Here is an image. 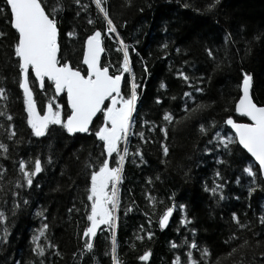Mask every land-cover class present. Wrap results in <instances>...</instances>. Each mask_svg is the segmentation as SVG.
I'll return each instance as SVG.
<instances>
[{
    "label": "trees",
    "instance_id": "16d2710c",
    "mask_svg": "<svg viewBox=\"0 0 264 264\" xmlns=\"http://www.w3.org/2000/svg\"><path fill=\"white\" fill-rule=\"evenodd\" d=\"M83 2L90 3V0ZM208 2L131 0V5L126 6V0H107L119 36L129 46L130 67L140 85L137 108L133 113L139 123L134 129L144 132L145 138L151 141L145 143L135 135L130 136L129 155L117 185L119 207L115 239L120 264H172L176 256L185 260V247L171 248V243L180 244L183 239L195 240L201 249L207 247L212 264H261L264 261L261 256L264 226L259 222L264 216V187H257L249 194L251 177L242 172L246 165H252L254 171L258 169L257 165L238 146H233L232 152L222 153L213 147L215 142L209 144V137L199 132L200 124L207 127L209 121H214L217 131L233 134L223 124L228 115L236 121H248L235 113L233 103L239 98L242 72L252 77L254 102L264 105V39H253L264 36V0H220L211 12L205 9ZM184 3L190 7H182ZM64 5L59 20V57L67 59L73 67L83 68V40L93 30L103 29V21L95 5H90L89 12L81 13L79 18L75 16L71 0H64ZM195 8L200 11H194ZM89 18L94 20L93 25L87 23ZM69 31H74L75 35L67 36ZM0 32L6 34L0 37V86L5 87L8 94L7 101L0 102V110L6 107L7 114L13 117L12 131L15 132L14 138L9 140V121L0 117V124L4 125L0 127V143L8 146V159L0 157V164L7 169L4 180L0 181V210L5 211L7 217L5 224L0 225V235L4 227L8 229L7 242L0 243V264L17 261L40 264L41 260L44 264H111L112 237L103 225L101 229L104 230L98 229L93 237L94 250L80 255L83 229L88 225L85 213L90 211L87 201L90 170H86L84 162L89 158L95 161L101 155V142L94 136L95 126L101 121L94 119L91 133L68 136L59 126H50L45 136H32L26 124L23 91L18 87L15 57L12 56L15 33L2 16ZM226 33L231 34L227 42ZM102 42L105 51L101 64H110L115 71L122 60V53L117 51L119 44L114 35L110 38L103 32ZM165 44L166 49L161 47ZM206 48L213 52L215 59L207 56ZM178 70L193 78V85L203 91L197 93L186 85L176 75ZM33 79L30 77L29 85L34 90L33 99L38 111L50 100L67 110L64 93L55 96L46 79L41 90ZM127 79L129 74L125 73L123 82ZM201 79L202 82L197 84ZM161 83L164 88L160 87ZM184 92H192L194 99L184 97ZM157 96L162 100L160 105L154 103ZM185 103L192 108L198 103L207 108L190 113V118L183 122L167 125L165 140L164 134L158 131L162 126L163 111L168 110L182 118ZM143 121L150 124L140 127ZM150 126L152 131L148 132ZM161 140L169 149L166 156L160 146ZM137 147L142 150L143 163L139 157L133 162L132 152ZM37 155L42 161L50 157L52 163L45 165L44 171L34 178L33 187L17 188L18 163L14 164V161L34 159ZM108 158L110 167L116 166V154ZM36 183L40 187H35ZM221 184L223 187L215 196L205 190ZM12 191L19 195L13 197ZM219 193L224 199L219 198ZM149 197L154 198L152 203H149ZM13 200L19 207L14 208ZM181 204L184 205L183 212L179 208ZM168 206H173V213L161 228L159 214ZM129 207L131 211L127 210ZM69 209L73 210L69 212ZM233 212L248 227L237 228L231 220ZM182 218L191 223L182 225ZM43 224L48 227L40 235ZM141 226L153 233L150 239L145 231H141ZM192 228L196 229L195 235L190 231ZM232 233L237 239L226 244ZM254 233L258 235L254 236ZM34 235L39 237L35 243ZM137 236L144 238L136 239ZM245 240L248 244L240 247ZM256 240L260 241L259 246ZM37 246L44 249L43 256L32 251ZM232 248H236V252L228 255ZM146 250L150 251L149 259L140 261L138 257ZM193 257L200 260V251L193 250Z\"/></svg>",
    "mask_w": 264,
    "mask_h": 264
},
{
    "label": "snow or ice",
    "instance_id": "6c2138e0",
    "mask_svg": "<svg viewBox=\"0 0 264 264\" xmlns=\"http://www.w3.org/2000/svg\"><path fill=\"white\" fill-rule=\"evenodd\" d=\"M72 6L75 8V16L79 18L81 13H88L90 5H95L98 15L102 18L103 29H95L91 34L87 35L83 43V68L73 67L67 59H62L58 56L60 52V13L64 11V0H0V16L10 25L14 30V43L11 45L12 56L15 57L14 68L17 70L18 87L23 91L24 111L27 114L26 124L31 130V135L34 137H43L50 131V126H59V128L68 136H73L77 133H91L93 128L94 118L100 120L98 126H95L94 136L97 141L101 142V155L95 161L91 158L84 162L86 170H90L89 180L90 185L87 188V201L90 203V211H86V219L88 221L87 227L83 229V246L80 255L90 253L94 250L93 237L96 236L97 230L101 229V225L105 226L110 231L112 237L111 243V264H120L116 253L117 241L115 239V230L117 227L118 217L116 215L119 207V197L117 185L121 180L122 166L126 157L129 155V138L130 136H137L141 141L151 142L145 138L144 132H138L134 129V125L139 122L133 116L137 108V101L139 98L140 85L136 82L132 69L130 67L129 46L125 44L120 38L117 25L111 18L107 0H90V3H84L83 0H71ZM220 0H209L205 5V9L209 12L213 11L219 4ZM131 5V0H126V6ZM182 7H190L188 3L181 5ZM194 11L199 12V8ZM89 25L95 22L93 19H87ZM102 32L105 36L113 37L118 42V52L122 53V60H120L115 71L112 70L110 64H101V53L105 51L102 42ZM4 32H0V37L5 36ZM71 37L75 35L74 31H69L66 34ZM231 38L230 33L225 34V41ZM255 40L264 39V36H255ZM162 48H167V45H161ZM135 51V49H132ZM179 52V49H177ZM209 58L215 59L213 52L210 49H205ZM142 62V61H141ZM218 66V65H217ZM147 72V67H144ZM125 73L129 74V79L122 84V77ZM176 75L181 78L186 85L192 87L197 93L202 92L201 87L195 86L192 79L184 71H177ZM30 77L34 78L33 83L38 85L41 90L45 86V78L50 82V87L54 88V95L59 96L61 93L66 94L67 110L62 108L59 103H53L51 100L44 105L40 110H37L36 103L33 99L34 90L29 85ZM201 80L197 81L201 83ZM252 77L248 73L242 72V79L239 84V98L234 100L235 113L247 117L250 123H239L233 119L232 115H228L224 119L223 124L231 129L233 134H222L217 131V124L214 121H209L208 126L205 124L199 125V132L201 135L209 137L208 143L213 144L215 149H220L222 153H229L234 151L233 146H238L244 150L250 157L258 164V169L253 170L252 165H246L242 168V172L251 177L250 187L248 188L251 194L255 188L264 187V105H258L254 102L251 95ZM164 88L163 83L160 84ZM184 97L194 99L192 92H184ZM8 94L5 87L0 86V102L7 101ZM175 99V97H172ZM154 103L160 105L162 100L157 96ZM207 105L196 104L195 108L190 107L185 103L182 111L185 116L176 117L172 112L165 110L162 114V126L158 127V131L164 134V139H167V125L174 121L177 123L183 122L190 118V113L197 111H204ZM225 111H228L226 108ZM0 117H5L8 123V139L12 140L15 132L12 131L14 125L12 123L13 117L7 114V109L4 107L0 110ZM149 121H143L139 126L144 127L149 125ZM0 127L4 125L0 124ZM148 132L152 131V127H148ZM19 142V141H18ZM121 145L123 148L121 149ZM160 146L164 155L168 154V147L164 141L161 140ZM213 149H206L212 151ZM8 146L0 143V157L8 159ZM113 153L116 154V166L110 167L108 157ZM133 162L135 157H139L141 163L144 162L142 150L137 147L132 152ZM163 163V161H161ZM222 163V161H218ZM19 178L15 181L17 188H31L34 185V178L44 171L45 165L52 163L49 157L46 161H42L41 157L37 155L34 159L28 160L20 159L18 162ZM7 169L0 164V181H3ZM219 176V172L216 173ZM158 178V177H157ZM151 183V180L148 181ZM111 187V193L108 189ZM35 187H40L39 183ZM223 185H216L212 189H205L210 191L214 196L218 194V190ZM2 190V189H0ZM11 195L17 197L18 192L12 191ZM219 198L224 199L223 194L219 193ZM154 198L149 197V203H152ZM27 203V201H24ZM133 203H135L133 201ZM13 205L19 207L13 200ZM75 205H73V208ZM183 212L184 205H179ZM73 209H69L71 212ZM131 211V207L127 209ZM173 213V206H168L159 214L158 223L161 228H164L169 221V217ZM14 214V212H13ZM41 213H37L40 215ZM7 217L5 211L0 210V225H4ZM231 220L236 224L237 228L244 229L248 225L241 223L237 214H231ZM260 224L264 226V216L260 218ZM180 223L187 226L191 223L190 220L182 218ZM151 225V220H149ZM48 225L43 224L40 235L44 234V230ZM141 231H145V235L150 239L153 233L145 230L141 226ZM190 231L195 235L196 229L192 228ZM258 235L254 233V236ZM8 237L7 227L3 228V234L0 235V243H6ZM39 237L33 236V243ZM144 237L137 236L136 239H143ZM237 239L235 233H232L228 240ZM248 244L245 240L240 247ZM260 241L256 240V245L259 246ZM187 249L184 253L185 260L181 256H176L172 264H212L210 261V251L207 247H201L195 240L189 241L187 239L181 240L180 244L171 243V248L178 249L181 247ZM53 248L56 245H52ZM134 247V245H133ZM193 250L200 251V260L193 257ZM236 248H232L228 255L236 252ZM37 256L44 255V249L37 246L32 249ZM108 253L106 252L105 255ZM59 255V253H57ZM75 255V254H74ZM150 256V251H144L138 259L140 261H147ZM264 257V252L261 253ZM95 259V257H93ZM15 264H20L19 261ZM27 264H35L34 261L27 262ZM40 264H44L41 260ZM264 264V261L261 262Z\"/></svg>",
    "mask_w": 264,
    "mask_h": 264
},
{
    "label": "water",
    "instance_id": "95a60500",
    "mask_svg": "<svg viewBox=\"0 0 264 264\" xmlns=\"http://www.w3.org/2000/svg\"><path fill=\"white\" fill-rule=\"evenodd\" d=\"M85 39H86V37H85ZM84 39V40H85ZM84 40H83V43H84ZM103 53L104 52H102L101 53V59H102V55H103ZM58 56H59V53H58ZM82 58H83V46H82V57H81V61H82ZM46 79V78H45ZM123 79H124V76L122 77V84H123ZM39 87V86H38ZM39 89H40V87H39ZM54 89V88H53ZM62 94V93H61ZM60 94V95H61ZM65 95V101H66V104H67V98H66V94H64ZM237 114V113H236ZM237 115H239V114H237ZM239 116H241V115H239ZM247 118V117H246ZM95 119V118H94ZM248 119V118H247ZM237 122H239V123H250V121L248 120V121H237ZM228 127V126H227ZM231 130V129H230ZM249 156H250V154H248ZM252 159V158H251ZM253 160V159H252ZM254 161V160H253ZM254 163H255V161H254ZM256 164V163H255ZM257 165V167H258V164H256Z\"/></svg>",
    "mask_w": 264,
    "mask_h": 264
},
{
    "label": "rangeland",
    "instance_id": "374dc122",
    "mask_svg": "<svg viewBox=\"0 0 264 264\" xmlns=\"http://www.w3.org/2000/svg\"><path fill=\"white\" fill-rule=\"evenodd\" d=\"M38 110V109H37ZM41 115L43 114V112L42 113H40ZM108 191H110L111 192V187L109 186V189H108Z\"/></svg>",
    "mask_w": 264,
    "mask_h": 264
}]
</instances>
